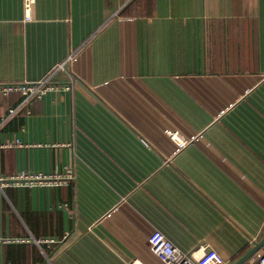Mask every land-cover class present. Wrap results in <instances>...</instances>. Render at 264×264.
<instances>
[{
  "label": "crops",
  "instance_id": "1",
  "mask_svg": "<svg viewBox=\"0 0 264 264\" xmlns=\"http://www.w3.org/2000/svg\"><path fill=\"white\" fill-rule=\"evenodd\" d=\"M47 76L0 93V174L64 180L0 190V264L264 251V0H0V83Z\"/></svg>",
  "mask_w": 264,
  "mask_h": 264
},
{
  "label": "built area",
  "instance_id": "2",
  "mask_svg": "<svg viewBox=\"0 0 264 264\" xmlns=\"http://www.w3.org/2000/svg\"><path fill=\"white\" fill-rule=\"evenodd\" d=\"M54 87L50 76L39 80L0 83V93L19 92L23 95L22 104L30 102L34 98L42 97L49 89ZM17 107L10 108L8 114L0 116V126L13 113ZM182 144V143H181ZM19 142H0V148L19 146ZM64 177L59 174H46L43 172L17 171L12 174H0V190L7 186L32 187V186H53L62 183ZM64 235V237H66ZM8 241V240H5ZM45 241H53L45 239ZM148 250L156 256L162 264H226V261L214 249L202 247V252L196 255L195 252H185L175 246L161 231L152 230L145 239ZM250 264H264V251L257 255Z\"/></svg>",
  "mask_w": 264,
  "mask_h": 264
},
{
  "label": "water",
  "instance_id": "3",
  "mask_svg": "<svg viewBox=\"0 0 264 264\" xmlns=\"http://www.w3.org/2000/svg\"><path fill=\"white\" fill-rule=\"evenodd\" d=\"M264 244V235L262 236V238L259 240V242L255 243V245L252 247L253 250L258 249L259 247H261ZM251 250V251H253ZM250 252H247L244 256L240 257L239 259H237L235 262H233L232 264H242V262L248 257Z\"/></svg>",
  "mask_w": 264,
  "mask_h": 264
},
{
  "label": "trees",
  "instance_id": "4",
  "mask_svg": "<svg viewBox=\"0 0 264 264\" xmlns=\"http://www.w3.org/2000/svg\"><path fill=\"white\" fill-rule=\"evenodd\" d=\"M123 12H124V10H123V9L119 11V13H120V14H122Z\"/></svg>",
  "mask_w": 264,
  "mask_h": 264
}]
</instances>
